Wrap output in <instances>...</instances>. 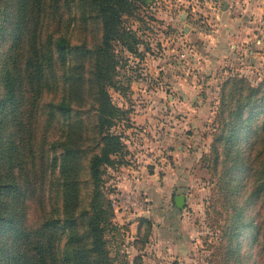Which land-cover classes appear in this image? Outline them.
Returning <instances> with one entry per match:
<instances>
[{
    "label": "trees",
    "instance_id": "1",
    "mask_svg": "<svg viewBox=\"0 0 264 264\" xmlns=\"http://www.w3.org/2000/svg\"><path fill=\"white\" fill-rule=\"evenodd\" d=\"M135 8L133 0H0V264H111L103 165L123 150L111 127L126 110L109 88L121 91L116 46L135 53L140 41L123 24ZM89 20L97 39L86 29L75 39ZM219 121L213 169L230 211L222 261L264 264V73L255 85L223 81Z\"/></svg>",
    "mask_w": 264,
    "mask_h": 264
},
{
    "label": "rangeland",
    "instance_id": "2",
    "mask_svg": "<svg viewBox=\"0 0 264 264\" xmlns=\"http://www.w3.org/2000/svg\"><path fill=\"white\" fill-rule=\"evenodd\" d=\"M133 1L136 8L123 14V24L133 28L140 41L135 53L116 46L121 91L109 88L113 103L126 110L111 127L124 147L112 155L113 165H103V194L113 207L116 194L133 191L149 211H140L132 227L124 219L132 210L126 209L124 221L117 217L122 211L113 210L104 230L111 264H224L223 225L230 211L220 202L211 144L220 127L223 81L244 76L255 85L263 77L264 13H256L262 2ZM256 16L261 20L251 29L254 39L233 49L230 42L235 39L225 35L231 30L236 34L244 20L253 27ZM84 29L91 41L97 39L94 20L78 23L75 39ZM5 41H0V50ZM154 169L157 176L167 169L171 177L190 179L188 186L175 190L188 197L183 208L171 197L164 201V193L150 196V201L144 189L119 184Z\"/></svg>",
    "mask_w": 264,
    "mask_h": 264
},
{
    "label": "crops",
    "instance_id": "3",
    "mask_svg": "<svg viewBox=\"0 0 264 264\" xmlns=\"http://www.w3.org/2000/svg\"><path fill=\"white\" fill-rule=\"evenodd\" d=\"M262 3L261 5L257 6V10L256 13H264V0H260ZM261 18L257 19V16L255 17V19L253 20V24L254 26H248L246 24V21L244 20L243 22H241L239 25V28L237 30L236 34H233V30L230 31L229 34L225 35V37L228 38V35L231 39H235L232 43V47L233 49L237 48L240 45V42H248L251 39H254V35L256 34L254 30H251L252 28L257 29L259 27V23H260ZM222 22V21H221ZM256 25V26H255ZM221 35V34H219ZM220 36L216 35V40H218L217 38ZM256 41L260 42L259 38H255ZM222 40L218 41V44H220ZM217 43V41L215 42V44ZM157 169V168H156ZM156 169L153 170V172H147L146 176H143L140 179H129V180H120L119 184L122 185L125 189H131L132 187H137L139 189H144L145 192L147 193V195L149 196L150 201H152L153 199L150 198V196L154 195L157 197V194L160 193H164L166 197L164 198V201L168 200V197H171L172 202L176 205L174 197L176 194L182 193L181 191H178L177 193H175V190H179L180 188H183V186H188L189 184V180L187 178H183V177H171V175L167 172V169L165 170L164 175H159L157 176L155 174ZM188 176V175H187ZM133 192V191H131ZM135 193V192H134ZM136 194V193H135ZM184 194V193H182ZM161 195V194H160ZM188 197L185 194V200H184V204L186 202V199ZM177 206V205H176ZM184 207V205H183ZM180 207V208H183ZM128 210H132L129 211V214H126V209L124 210H120L122 212L117 213V217L119 221H124L123 220V215L126 214L124 217V219L129 223V226L131 225L132 227H134L135 223H136V217L137 214L141 213L140 211H145L141 205H136V206H131L129 207Z\"/></svg>",
    "mask_w": 264,
    "mask_h": 264
},
{
    "label": "built area",
    "instance_id": "4",
    "mask_svg": "<svg viewBox=\"0 0 264 264\" xmlns=\"http://www.w3.org/2000/svg\"><path fill=\"white\" fill-rule=\"evenodd\" d=\"M116 200L112 202L115 212L119 210H125L131 206L142 205L141 200L134 192H121L115 195ZM145 211H149V207L144 208Z\"/></svg>",
    "mask_w": 264,
    "mask_h": 264
},
{
    "label": "water",
    "instance_id": "5",
    "mask_svg": "<svg viewBox=\"0 0 264 264\" xmlns=\"http://www.w3.org/2000/svg\"><path fill=\"white\" fill-rule=\"evenodd\" d=\"M175 203L178 207H183L185 195L182 193L176 194L174 197Z\"/></svg>",
    "mask_w": 264,
    "mask_h": 264
}]
</instances>
